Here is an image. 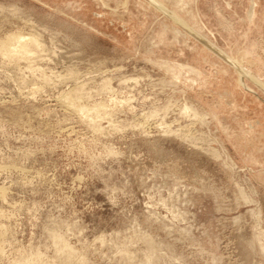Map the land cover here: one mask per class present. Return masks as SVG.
<instances>
[{
	"label": "rangeland",
	"instance_id": "rangeland-1",
	"mask_svg": "<svg viewBox=\"0 0 264 264\" xmlns=\"http://www.w3.org/2000/svg\"><path fill=\"white\" fill-rule=\"evenodd\" d=\"M156 1L0 0V264H264V0Z\"/></svg>",
	"mask_w": 264,
	"mask_h": 264
},
{
	"label": "bare ground",
	"instance_id": "bare-ground-1",
	"mask_svg": "<svg viewBox=\"0 0 264 264\" xmlns=\"http://www.w3.org/2000/svg\"><path fill=\"white\" fill-rule=\"evenodd\" d=\"M150 2H151L153 5H155L157 8H159L160 10H163V11H165L166 13H170V14H171V12H169V10H167L166 7H164L163 4L157 2L156 0H150ZM183 6H184V5H183ZM247 14H248V17H249L250 22L253 23L255 17L257 16L256 2H255L254 0L252 1L251 6H250V9H249V11L247 12ZM174 18L177 19V20H176L177 22L180 21L178 18H176V17H174ZM180 23H182V22H180ZM180 23H179V24H180ZM183 26H185L184 23H183ZM188 29H189V28H188ZM189 30H190V32H192L194 35H196L195 32H194L193 30H191V29H189ZM177 31H178L179 33H181V30L178 29ZM181 34H182V33H181ZM203 42L207 43V45H208L210 48H212V49L215 50L217 53H219L220 55H222L226 60H228V61L234 66L235 70L237 69V71H238V73H239V76L241 77V81H242L244 87L247 88V86L245 85V82H244L243 78H244V76H249V77L251 78V76H250L247 72H245V70H244L243 67L241 66V62H240L239 60H235V61L232 60V61H231V60L228 59L226 56H224L222 53H220L217 49H215L211 44H209V43L206 42V41H203ZM19 47L24 48V47H25V44L18 45V46H16V45H15V46H9V47H7V49H8V51H10L11 53H13V52H17ZM240 77H239V78H240ZM251 79L253 80V78H251ZM240 84H241V83H240Z\"/></svg>",
	"mask_w": 264,
	"mask_h": 264
},
{
	"label": "flooded vegetation",
	"instance_id": "flooded-vegetation-1",
	"mask_svg": "<svg viewBox=\"0 0 264 264\" xmlns=\"http://www.w3.org/2000/svg\"><path fill=\"white\" fill-rule=\"evenodd\" d=\"M253 0L250 1V6H251V3H252ZM256 2V10H257V15H258V7L260 6L259 2L257 0H254ZM230 5V3H229ZM250 6H249V9H250ZM248 9V11H249Z\"/></svg>",
	"mask_w": 264,
	"mask_h": 264
}]
</instances>
